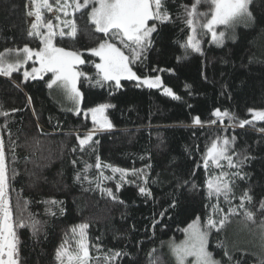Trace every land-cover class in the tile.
Instances as JSON below:
<instances>
[{
    "label": "trees",
    "instance_id": "1",
    "mask_svg": "<svg viewBox=\"0 0 264 264\" xmlns=\"http://www.w3.org/2000/svg\"><path fill=\"white\" fill-rule=\"evenodd\" d=\"M192 2L168 0L175 22L161 26L158 34H153L154 46L145 64L132 65L137 75H160L163 84L172 88L180 99L159 89L137 87L134 81L121 80V87L116 89L114 83L111 87H99L83 77L78 80L81 109L113 105L104 113L113 127L94 137L99 140L94 145L95 151L88 148L81 152L76 139L77 134L83 136L93 128L90 114L86 117L82 111L77 115L55 99L48 87L50 73L28 80L21 71L11 76L0 75V110L10 112L9 117H0V125L7 119L11 137L5 130H0V135L6 150L14 147L16 153L14 158L9 153L7 160L13 216H32L42 222L36 237L30 228L17 229L24 264H57L56 248L66 238L68 246L74 248L71 229L82 223L89 224L90 244L99 243L104 251L123 249L129 253L118 264H149L154 257H159L161 264H173L167 253L168 243L183 240V229L197 217L203 222L211 211L206 208L210 202L204 187L205 170L197 169L196 165L206 145L217 136H235L234 149L254 157L244 166L249 180L238 182L233 204H238L239 196L249 189L254 198L249 208L255 213V222L246 221L242 212L232 217L222 231H212L208 250L223 264H228L225 247L234 258L233 264L237 261L264 264V232L258 227L264 220V212L257 211L260 199L264 198V131H261L264 121L253 120L249 112V109L264 110V0H253L250 8L255 21H241L234 29L227 30L222 45L212 43L209 34H203V54L189 51L185 55L181 43L186 41L188 29L175 17L181 11V3ZM25 3L28 0H0V51L23 48L25 44L33 49L41 47L39 38L27 35L31 23ZM207 8L208 5H201L200 11ZM89 10L90 7L75 14L78 26L75 38L57 35L53 41L58 47L81 52L86 63L79 64L78 71L95 77L94 64L98 58L87 49L97 47L105 37L95 31ZM153 68L164 71L153 72ZM217 108L222 112L228 110L237 121L252 122L243 128L235 123L226 127L230 124L227 118L223 125L209 124L215 119L212 112ZM12 109L18 111L11 112ZM196 116L204 122L203 127L193 126ZM9 139L15 144H10ZM97 155L102 163L119 168L141 169L150 164L148 175L158 181L149 184L153 198L140 196L134 184H124L116 193L124 201L121 204L102 193L95 183L76 182L74 177L85 164L93 165L90 176L93 180L97 178L94 167ZM73 160L77 161L75 165ZM12 169L18 173L14 178ZM105 174L112 175L110 170ZM118 179L119 174L104 186L115 192ZM184 180H191L197 188L192 189L191 183L177 188V183L183 184ZM173 198L176 207L169 208ZM51 200L63 203H45ZM223 207L227 211L228 205ZM165 209H168L166 215L160 217L159 213ZM153 216L160 221L155 227ZM152 250L154 257L149 256ZM92 254H97L95 249Z\"/></svg>",
    "mask_w": 264,
    "mask_h": 264
},
{
    "label": "snow or ice",
    "instance_id": "2",
    "mask_svg": "<svg viewBox=\"0 0 264 264\" xmlns=\"http://www.w3.org/2000/svg\"><path fill=\"white\" fill-rule=\"evenodd\" d=\"M175 2V0H173ZM253 0H193L191 5L181 3L179 8L181 11L176 15L175 19L181 20L188 29L186 41L181 43V47L185 51V55L191 52H202L201 40L199 38L201 32L203 34H211V42L222 45L227 38V30L234 29L235 25L241 21L245 23H253L255 17L251 11ZM168 0H55V5L49 0H28L25 3V9L29 7L31 10L26 12L29 17H34L30 25L27 35L40 39L41 47L38 49L30 48L27 44L23 48H9L0 51V75L11 76L12 73L19 71L29 60L35 58L40 67H33L31 71L25 70L23 76L25 80L42 78L41 73L50 72L53 79L49 81L48 87L53 84L60 83L65 89L66 94L75 102L77 115L82 111L87 117L91 114L93 128L89 129L83 136L77 134L76 139L81 152L92 148L99 144V140L94 137L99 133L113 127L110 120L104 115L106 109L113 107L110 104H99L86 110L80 108L82 93L77 87V81L82 77L90 81H94V86L111 87L114 83L116 89L121 87V80L137 81V87L147 86L148 88L162 87L161 77L140 76L132 70V65L145 64L148 60V53L154 46V33L158 34L161 26L174 23V17L167 6ZM208 5L206 11H200L201 5ZM90 22L95 26V31L104 34L97 47L87 49L92 56L99 57V62L94 64L96 69L95 77H89L86 73L74 70L75 65L85 64L82 59V53L74 50H66L58 47L53 43L54 38L59 35L61 38L68 36L75 38L78 33V26L75 21V14L81 10H88ZM55 8L57 13H63L64 17L71 16L72 19H62L58 14L54 17L57 23H53V19L45 22L43 10L52 12ZM71 9V11H69ZM151 22V23H150ZM218 26H222L225 31L218 30ZM46 29L41 32L40 29ZM59 29V31H57ZM64 29H68L65 32ZM153 72L164 71V69L153 68ZM170 71V70H169ZM187 87V86H186ZM165 95L174 99H180L173 89L163 87ZM29 102L31 98L29 97ZM191 107V106H189ZM18 109H12L16 112ZM252 113L253 120L264 121V110L249 109ZM10 112L0 110V117H9ZM215 119L210 120L209 124L219 122L224 124L225 118L230 122L231 126L235 123L243 128L252 121L237 118L228 110L223 112L217 108L212 112ZM193 126H204V122L199 116L193 117ZM0 130L8 131L11 137L10 129H8V121L0 125ZM261 131H264L262 129ZM236 137L217 136L206 145L205 152L202 154L201 161L197 163L196 168L203 167L205 170L204 187L206 190L209 204L206 208L211 211L203 220L197 217L185 229V239L179 244L174 241L170 243V251L175 258L176 264H186L188 257H193L192 264H223V261L216 260L213 253L208 250L209 236L213 230L222 231L229 220L241 212L246 221L255 222V213L249 208L253 204L254 198L249 189H245L239 196V203L233 204V200L237 199L235 187L238 182L249 180V173L244 170V166L254 157L245 154V152H237L234 149ZM9 143L14 145L15 141L9 139ZM76 149H73L75 151ZM11 153L15 157V148L10 147L6 150L5 140L0 135V264H24L21 259V241L19 239L18 228H30L33 237H36L41 228L42 222L32 216L14 218L13 210L10 205L8 196L9 192V168L8 154ZM73 165L77 163L72 161ZM93 165L85 164L81 171H78L74 177L76 182L83 184L87 181L89 184L95 183L96 187L104 194L111 197L113 201L123 204L124 201L119 200L116 193H119L124 184H134L140 196L146 199H152L153 193L149 187L150 183H157L151 180L148 175V169L151 165H145L141 169H125L115 167L111 164H104L99 155L96 156L94 165L98 176L93 180L90 176V170ZM110 170L112 175H106L105 171ZM218 170V171H214ZM115 192L112 188L105 187L106 181L116 180ZM14 178L18 173L15 169L11 170ZM196 175V170L192 172V176ZM135 178V179H132ZM192 184V189H196L197 185L191 180H184L183 184L177 183V188ZM213 199L215 202L213 203ZM46 204H62V201H45ZM228 205L227 211L223 205ZM176 202L173 198L169 208H175ZM168 209L159 213L160 217H164ZM257 211L264 212V198H261ZM61 212L63 209L61 208ZM56 215L55 212H50ZM160 221L153 216L152 226L155 227ZM264 232V220L258 225ZM88 223L76 225L71 229L75 240V248H70L69 240L66 238L55 251V260L57 264H118L123 257L129 256V253L123 249H108L104 251L99 243L90 244L88 241L87 229ZM67 236V234H66ZM220 246H224L222 243ZM95 249L96 255L92 254ZM155 250L149 253L150 257H154ZM224 256L228 260V264H233V256L226 250ZM149 264H161L159 257L150 259ZM239 264V262H235Z\"/></svg>",
    "mask_w": 264,
    "mask_h": 264
},
{
    "label": "rangeland",
    "instance_id": "3",
    "mask_svg": "<svg viewBox=\"0 0 264 264\" xmlns=\"http://www.w3.org/2000/svg\"><path fill=\"white\" fill-rule=\"evenodd\" d=\"M50 3H52L53 5H55V1H49ZM29 10H31V8L29 7ZM69 11H71V9H69ZM90 11V10H89ZM46 12L48 13V15L46 16ZM43 13H44V18H45V22L48 20V19H53V23L55 24V23H57V21L54 19V17L56 16V15H60L61 16V18L62 19H72V17L71 16H69V17H64L63 16V13L61 12V13H57L56 11H55V8L53 9V11L52 12H48L47 10H43ZM33 20H34V17H31V20H29V22L30 23H32L33 22ZM222 26H218V30H220V31H224V28H221ZM65 30V32H67L68 31V29H64ZM40 31L41 32H44V31H46V29H43V28H41L40 29ZM57 31H59V29H57ZM203 35V33L201 32V34H200V36H199V38H200V40H201V36ZM209 36L211 37V34H209ZM53 43H54V41H53ZM42 46V45H41ZM98 58V62H99V57H97ZM97 62V63H98ZM78 65L79 64H77V65H75V68H74V70H78ZM33 67H36V68H39L40 67V65H39V63L35 60V58H33L32 60H29L19 71H21L22 72V74H23V72L25 71V70H28V71H31V69L33 68ZM133 70V69H132ZM134 71V70H133ZM135 72V71H134ZM46 73H50V72H44V73H41V76H43V75H45ZM51 74V80L53 79V74L52 73H50ZM160 76V75H159ZM24 77V76H23ZM161 77V76H160ZM37 78H40V77H37ZM122 80H125V79H122ZM161 81H162V78H161ZM134 82H136L137 83V81H134ZM77 85H78V81H77ZM78 87V86H77ZM142 87H146V88H148L147 86H142ZM163 87H168V86H165L164 84H163V81H162V87H160V88H154V89H159V90H161L162 92H163ZM51 89H52V92H53V95H54V97H55V99H57V101H59L60 102V104H62V105H64V106H69L72 110L73 109H75V107H76V105H75V102L72 100V99H70L69 98V96L66 94V92H65V89L62 87V85L58 82V83H56V84H53L52 85V87H51ZM164 93V92H163ZM74 111V110H73ZM90 116H91V114H90ZM75 227V226H74ZM185 239V234H184V238H183V240ZM182 241V240H181ZM181 241H179V242H175V243H177V244H179ZM170 243L171 242H169L168 243V245H167V253H168V257L170 258V260L173 262V264H176V261H175V258L173 257V255H172V253H171V251H170V247H169V245H170ZM74 248H75V246H74ZM194 260V258L193 257H188L187 258V261H186V264H192V261Z\"/></svg>",
    "mask_w": 264,
    "mask_h": 264
},
{
    "label": "crops",
    "instance_id": "4",
    "mask_svg": "<svg viewBox=\"0 0 264 264\" xmlns=\"http://www.w3.org/2000/svg\"><path fill=\"white\" fill-rule=\"evenodd\" d=\"M29 20H31V17L29 18ZM30 23V22H29Z\"/></svg>",
    "mask_w": 264,
    "mask_h": 264
}]
</instances>
